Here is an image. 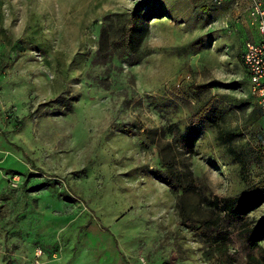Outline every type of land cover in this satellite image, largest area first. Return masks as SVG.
<instances>
[{"label": "rangeland", "instance_id": "obj_1", "mask_svg": "<svg viewBox=\"0 0 264 264\" xmlns=\"http://www.w3.org/2000/svg\"><path fill=\"white\" fill-rule=\"evenodd\" d=\"M140 4L150 17L140 26L138 63L119 51L99 54L102 31L117 40ZM248 8L0 0V264L214 263L217 251L182 216H211L201 194L225 197L244 187L216 130H201L196 155L176 154L196 192L181 198L147 172L161 168L160 150L172 142L160 131L170 124L184 131L195 109L216 98L221 125L244 134L239 143L254 180L264 176V118L252 123L257 103L240 58L245 41L257 39ZM204 36L199 53L180 50ZM224 95L251 107L236 110ZM251 216L263 219L264 206Z\"/></svg>", "mask_w": 264, "mask_h": 264}, {"label": "trees", "instance_id": "obj_2", "mask_svg": "<svg viewBox=\"0 0 264 264\" xmlns=\"http://www.w3.org/2000/svg\"><path fill=\"white\" fill-rule=\"evenodd\" d=\"M143 6L144 4H140L132 11L122 36L117 40L110 43L106 38L105 30L102 31L99 54L106 51V55L110 57L114 51H119L118 57L126 58L130 65L138 63L141 59L139 48L143 38L140 26L150 17L148 15L143 17L141 12ZM206 38L204 36L194 40L180 50L184 53H199L203 49V40ZM241 56L242 52L240 58ZM223 98L229 100L231 105L239 111L251 107L246 100H239L229 95H224ZM255 114L256 118L253 116ZM251 118H253L252 123L257 118H264V113L258 104L257 108L253 109ZM223 121L224 116L217 108L216 98H210L195 109L184 131L177 124L168 125L160 131L163 139L167 135L172 137V142L166 143L160 150L161 168L147 173L149 177L170 189L176 192L181 191V198L190 192H196L199 186L192 171L179 169L176 154L196 155L194 140L200 136L204 127L214 128L216 144L222 149L224 156L230 159L229 165L237 167L238 177L244 187L234 195L225 197L213 196L209 199L205 194H199L202 203L209 205L211 216L194 221L189 213H183V226L192 231L204 244L217 251L218 256L215 261L213 260V264H264V248L261 246L264 241V218L257 221L251 216L254 211L264 206V176L254 180L245 145L239 143L244 138V134L238 128L223 127L221 125ZM125 131L127 135H134L132 131ZM154 133L156 134L157 131ZM182 203L179 204L181 212H183ZM208 260L210 261V256Z\"/></svg>", "mask_w": 264, "mask_h": 264}, {"label": "built area", "instance_id": "obj_3", "mask_svg": "<svg viewBox=\"0 0 264 264\" xmlns=\"http://www.w3.org/2000/svg\"><path fill=\"white\" fill-rule=\"evenodd\" d=\"M209 1L218 6L229 4L233 8L248 4L247 22L257 31L258 38L245 41L241 59L250 80V93L264 113V0Z\"/></svg>", "mask_w": 264, "mask_h": 264}, {"label": "crops", "instance_id": "obj_4", "mask_svg": "<svg viewBox=\"0 0 264 264\" xmlns=\"http://www.w3.org/2000/svg\"><path fill=\"white\" fill-rule=\"evenodd\" d=\"M246 15H247V14H246ZM249 28L255 32V34L257 35V38H258V33H257V31H256L254 28L250 27V26H249ZM255 40H256V39H255Z\"/></svg>", "mask_w": 264, "mask_h": 264}]
</instances>
